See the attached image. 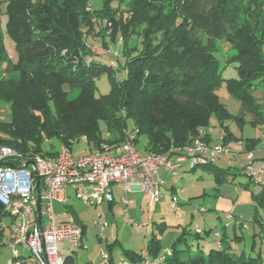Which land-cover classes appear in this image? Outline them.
Returning a JSON list of instances; mask_svg holds the SVG:
<instances>
[{
  "label": "trees",
  "instance_id": "trees-1",
  "mask_svg": "<svg viewBox=\"0 0 264 264\" xmlns=\"http://www.w3.org/2000/svg\"><path fill=\"white\" fill-rule=\"evenodd\" d=\"M89 1L0 0V64L10 72L19 68L25 76L24 80L0 84V102L8 104L11 111L10 121L0 120V134L4 135L0 147L48 158L56 152L41 151L44 139H56L70 148L73 140L84 136L101 150L104 143L112 146L122 142L128 120L138 134L147 136L144 151L148 153L165 154L201 139L197 129L209 126L211 118L222 128L224 143L238 141L224 123L237 121L242 127L243 119L229 114L220 103L215 92L222 85L253 116L252 126H264V103L252 96L264 85V0H104L98 11L88 9ZM114 3L116 7H112ZM108 23L111 32L106 41ZM100 24L104 49L109 44L120 47L109 65L89 60L96 53L84 38ZM81 25L88 27L87 36L80 34ZM2 31L14 44L15 61L6 51ZM217 40L236 52L223 66L216 57ZM230 65L236 77L224 78L223 72ZM118 73L124 75L120 81L114 78ZM104 75L109 91L97 95L94 82ZM4 83L15 85L14 89H6ZM64 87L79 88L88 104L79 107L78 99L66 101ZM100 121L110 132L107 139L100 135ZM201 140L209 142L210 137L205 135ZM245 142L247 149L253 150L258 140ZM213 163L197 166L213 172L221 184L225 181L223 171ZM259 197L264 201V185ZM156 225L160 233L163 223ZM189 232L175 240L167 255H161L159 240L153 234L142 253L122 249V261L144 264L147 256L154 264L264 262V246L263 257L237 256L225 247V235L220 237L219 247L192 256L188 248H178ZM208 234L206 231L205 236ZM5 243L6 236L0 232V248ZM115 244L107 246L104 264H118L110 256ZM64 264L72 263L65 258Z\"/></svg>",
  "mask_w": 264,
  "mask_h": 264
},
{
  "label": "rangeland",
  "instance_id": "rangeland-1",
  "mask_svg": "<svg viewBox=\"0 0 264 264\" xmlns=\"http://www.w3.org/2000/svg\"><path fill=\"white\" fill-rule=\"evenodd\" d=\"M104 0H90L88 9L98 11L102 8ZM128 0H125L127 2ZM112 4V7H116ZM5 6H2L4 12ZM121 8L126 9V5ZM113 12L115 9H112ZM2 12V13H3ZM118 13V12H117ZM6 17L2 16V25L5 24ZM101 25V24H100ZM95 25V31L88 37V27L81 25L79 28L80 34L85 38L86 44L93 49L96 55H91L89 60L99 62L103 65H109L110 61L115 60V52L120 51L118 43L115 45L109 44L106 49L102 45V35L99 34L103 25ZM105 39L108 41L111 32L110 23L107 25ZM4 45L8 55L12 61L16 60V53L14 44L9 36L2 31ZM118 42L121 40L120 36L117 38ZM223 41V40H222ZM221 40L215 42L217 53L216 57L220 65H224L226 60L236 54L232 49ZM264 54V46L262 48ZM103 53H106L105 55ZM103 55V56H102ZM121 60V56H117ZM112 64V62H111ZM18 69V70H17ZM14 68L13 72L6 69L5 64H0V84L4 81H16L17 79H25L24 72L19 68ZM123 73H118L114 78L120 81ZM224 78H235L236 70L233 65H230L224 72ZM8 82V83H10ZM5 84L6 89H14L12 84ZM95 87L97 88V95H105L109 91V81L106 75L95 80ZM67 94L65 100L72 103L78 99L79 107L88 104L86 95L81 96L82 92L79 88L64 87ZM219 101L224 105L227 112L234 117L242 118V127L237 121H226V125L231 134L239 139L231 140L226 143L220 138L222 128L218 125L214 118H211V123L207 127H199L197 133L201 139L208 135L210 141L206 142L208 146H223L227 154H221L217 157L213 167L221 169V175L225 177V181L218 184L215 181V174L207 169L197 166L194 171L190 169V163L185 164L186 171H177V176L168 177L164 172H160V176L165 180L161 187V192L164 197L159 203H151L150 198L142 192H115V198L121 200H130V203L125 206L122 204H115L111 210L106 207L107 203L96 209L86 207L82 202L74 198V191L69 190V198L62 203L54 202L52 207L54 214L57 217L56 224L60 225L62 222L83 223L86 226L83 235V245L85 247L73 248L69 243H60L58 250L62 257L69 258L72 264H101L103 261V253L106 252L107 246L116 243V247L111 251L110 256L115 263H120L122 258V249L133 250L136 253L145 251L148 240L154 234L159 240L161 248V255H167L168 249H171L175 240L187 230L189 234L185 236L181 247L178 248L189 249V254L205 255L210 249L217 248L220 245V237L226 236L225 247L230 253L237 256L244 255L246 258H256L258 255L263 257L264 246V201H261L259 194L261 186L264 185V176L259 182H256L254 175H247L242 169L252 166L254 171L260 169L264 170V126H252L253 116L242 106V104L234 97L229 95L222 85L216 92ZM253 97L259 103H264V85L258 86ZM11 111L9 105L0 102V120L3 122L10 121ZM127 125L129 129L134 128L132 121L128 120ZM135 129H137L135 127ZM138 130V129H137ZM203 130V132H200ZM99 131L102 138H109L105 122H99ZM224 134V133H223ZM0 137L4 135L0 134ZM84 137V136H82ZM75 139L70 143V148L62 145L56 139H44L40 145L43 153L51 151L59 152L64 146L69 150L73 156H81L84 154H91L98 149L95 145L86 139ZM44 138V136H43ZM247 139L258 140L257 146L253 150H248L246 146ZM47 140V142H45ZM204 141V140H202ZM118 145L102 144L100 149L105 152H114L119 148ZM148 145V138L145 134H138L135 148L139 154L145 153L144 149ZM30 149H34L30 145ZM173 148L170 149V151ZM100 150V151H101ZM169 152V151H168ZM247 153L252 154V162L247 159ZM188 166V167H187ZM191 172H189V171ZM245 170V169H244ZM183 172V173H182ZM250 181V182H249ZM247 184L246 186H244ZM171 186L176 187L172 195L175 196L178 204L176 209H171L169 206V198L171 196L168 190ZM150 204V206H148ZM127 216L137 223H144V228L137 230L136 226H130ZM99 213L102 220H106L107 227L104 230L93 225L92 221ZM10 217L6 214L1 218L0 232L6 237L8 235V225ZM161 225V232L159 233L156 224ZM209 234L205 236V232ZM196 234L199 238H196ZM217 245V247H216ZM254 245V248H253ZM186 246V247H185ZM168 253H167V252ZM160 255V256H161ZM146 262L149 260L146 256ZM11 259V250L6 243L0 248V264H8ZM264 264V262L262 263Z\"/></svg>",
  "mask_w": 264,
  "mask_h": 264
},
{
  "label": "built area",
  "instance_id": "built-area-1",
  "mask_svg": "<svg viewBox=\"0 0 264 264\" xmlns=\"http://www.w3.org/2000/svg\"><path fill=\"white\" fill-rule=\"evenodd\" d=\"M112 64L115 65V62ZM223 136L221 132L220 138ZM137 137V129L127 128L115 153L97 150L81 156L71 155L64 146L56 152L55 157L48 158L32 152L23 153L15 147L1 146L0 163L9 164L0 165V220L6 214L10 217L6 237V245L11 250L8 264H64L65 260L58 250L60 243H69L73 248L85 247L80 224H56L57 217L52 205L69 198L70 189L74 191V198L85 206L99 207L112 202L113 186L120 187L123 193L142 192L150 198L151 203L156 204L163 198L161 186L164 180L159 175L160 170L175 176L183 162H189L192 170L199 164L216 162L219 155L227 154L223 146H208L201 139L192 140L165 154H139L135 148ZM247 159L252 162L251 153H247ZM28 162H33L34 167L26 166ZM33 169L39 179L40 222L37 220ZM244 169L248 176H255L256 182L264 176L262 169L257 172L252 166ZM121 202L127 206L130 200L121 197ZM177 204L175 196L171 195L170 208L176 209ZM124 212L130 226H136L137 230L144 228V223L135 222ZM92 223L101 230L107 227V222L101 219L99 213ZM107 258L103 253L101 264ZM161 259L158 258L159 261ZM118 264L127 263L121 261ZM144 264L154 263L149 261Z\"/></svg>",
  "mask_w": 264,
  "mask_h": 264
},
{
  "label": "crops",
  "instance_id": "crops-1",
  "mask_svg": "<svg viewBox=\"0 0 264 264\" xmlns=\"http://www.w3.org/2000/svg\"><path fill=\"white\" fill-rule=\"evenodd\" d=\"M185 164H187V162H183L182 163V165H181V167H180V169H181V171H186V166H185ZM188 167V166H187ZM190 170V169H189ZM188 170V171H189ZM164 172L168 177H170L171 178V176L167 173V172H165V171H163V170H160V172ZM242 171H243V169H242ZM160 172H159V174H160ZM190 172V171H189ZM183 173V172H182ZM176 176H177V174H176ZM175 176V177H176ZM161 177V176H160ZM162 178V177H161ZM163 179V178H162ZM164 180V179H163ZM164 183H165V180H164ZM164 185V184H163ZM162 185V186H163ZM161 186V187H162ZM176 189V187H174V186H171L168 190L170 191V194L172 195V192H173V190H175ZM162 190V189H161ZM115 192H119V193H121L122 191H121V189H120V187H118V186H113V188H112V193H113V197H114V199H113V201L112 202H110V203H107V205H106V207L108 208V210H111L112 208H113V206L115 205V204H120L121 206H122V202H121V200L119 201V200H117V198H115ZM163 197H164V195H163ZM161 201V200H160ZM105 204V203H104ZM148 206H150V203H149V205ZM86 207H88V208H93V209H96V207H93V206H86ZM124 214V213H123ZM125 218H126V216H125ZM106 221V220H105ZM78 223V222H77ZM82 227H83V232L85 233V230H86V226L83 224V223H79ZM84 233H83V235H84ZM62 243H65V242H62ZM169 250V249H168ZM64 258V260H65V258L66 257H63Z\"/></svg>",
  "mask_w": 264,
  "mask_h": 264
},
{
  "label": "water",
  "instance_id": "water-1",
  "mask_svg": "<svg viewBox=\"0 0 264 264\" xmlns=\"http://www.w3.org/2000/svg\"><path fill=\"white\" fill-rule=\"evenodd\" d=\"M1 166H8V163H0ZM26 166H31L32 168L34 167L33 162H28L25 164ZM32 175L34 178V184H35V189H36V199H37V220L40 222V195H39V179L38 175L35 169L32 171Z\"/></svg>",
  "mask_w": 264,
  "mask_h": 264
},
{
  "label": "clouds",
  "instance_id": "clouds-1",
  "mask_svg": "<svg viewBox=\"0 0 264 264\" xmlns=\"http://www.w3.org/2000/svg\"><path fill=\"white\" fill-rule=\"evenodd\" d=\"M107 257H108V255H107ZM106 261H107V260H106ZM106 261H105V262H106ZM105 262H104V263H105Z\"/></svg>",
  "mask_w": 264,
  "mask_h": 264
}]
</instances>
